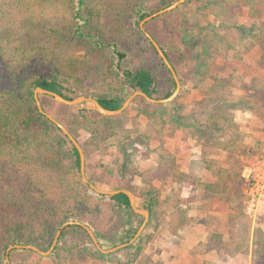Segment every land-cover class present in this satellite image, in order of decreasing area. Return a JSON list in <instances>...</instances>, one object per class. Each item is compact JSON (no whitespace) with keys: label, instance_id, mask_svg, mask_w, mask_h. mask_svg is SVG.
Wrapping results in <instances>:
<instances>
[{"label":"trees","instance_id":"trees-1","mask_svg":"<svg viewBox=\"0 0 264 264\" xmlns=\"http://www.w3.org/2000/svg\"><path fill=\"white\" fill-rule=\"evenodd\" d=\"M101 1L0 0V264H7L6 249L12 245H34L47 250L60 226L68 221L87 225L102 248L105 247L97 233L101 226L99 219L105 220L104 228H113L116 233L111 248L129 241L142 224V217L132 211L124 194L99 195L82 181L77 150L39 113L33 96L34 90L41 88L73 100L87 97L86 90L100 85L98 87L106 94L93 99L104 109L113 111L135 91L154 99H166L173 93L175 82L171 73L148 40L147 44L169 76V85H165L161 95L158 78L151 70L141 64L127 66L125 61L126 48L130 51L133 39L138 35L142 37L138 23L150 15L144 9L147 0H120L119 4L109 6L110 12H117L116 16L107 13L108 7H103ZM175 1L157 0L159 8L155 11ZM234 1L237 6H252L257 0ZM205 3L227 9L230 1L206 0ZM47 9L53 11L47 12ZM66 11L72 17L71 27H62L60 17ZM107 16V22L101 25L100 18L107 19ZM177 23L176 31L184 48L192 45L194 49V45L199 44L197 37L202 34L199 24L192 27L188 17ZM208 43L202 42L200 50L192 54L195 82L199 86H204L208 79L214 54L211 41ZM78 45L83 47L82 55H77L79 50L75 47ZM161 49L173 66L165 49ZM175 72L179 78L176 69ZM106 78L119 82L122 87L112 88L111 83H105ZM82 80L88 87H82ZM38 98L44 111L45 100L53 99L44 94H39ZM135 101H140L141 114L148 118L149 130L155 135L169 124L192 130L210 140L233 132L230 112L240 106L235 97L220 94L197 101L187 115H182L175 101L157 104L152 111L148 110L151 104L144 98L138 96L132 103ZM87 114L86 118L93 119L94 125L101 121L114 128L115 117L94 110ZM93 114L97 120L90 117ZM161 162L159 170L171 174L173 164L169 165L166 159ZM89 181L96 184L91 178ZM158 194L159 190L151 186L139 194V200L149 212L150 223L157 225L162 219L158 212L161 205ZM117 210L124 211L127 220L115 228ZM69 232L79 234L80 242L76 239V244L67 249L62 242ZM139 241L124 248L133 250L126 263L135 261L143 252ZM62 249L68 250V254H79L81 259L108 256L100 253L86 231L75 225L62 230L49 256L61 260ZM15 251L19 250L9 252L10 264H14L11 254Z\"/></svg>","mask_w":264,"mask_h":264},{"label":"rangeland","instance_id":"rangeland-1","mask_svg":"<svg viewBox=\"0 0 264 264\" xmlns=\"http://www.w3.org/2000/svg\"><path fill=\"white\" fill-rule=\"evenodd\" d=\"M205 1L184 0L176 9L154 17L143 25L145 32L165 49L174 70L178 72L181 87L173 101L182 115H187L194 108V104L207 95L206 91L210 92L212 97L220 94L233 97V88L237 85L234 69L238 66L240 53L248 51L254 42L264 38V0H257L252 6L240 5L241 7L237 6L234 0H229L227 9L207 5ZM120 2L102 0L101 4L108 7L107 13L116 16L117 12L115 10L110 12L109 6ZM157 3V0H147L144 9L152 15L159 8ZM51 11L53 10L47 9V12ZM109 16L107 19L100 18L101 25L107 22ZM186 17L190 19L192 27L199 24L202 33L197 37L199 44H195L194 49L192 45L184 48L176 31L177 22ZM60 19L62 27L73 26L69 11ZM138 28L140 29V22ZM133 40L134 46L130 51L126 48L127 66L141 64L151 70L158 78L157 87L161 95L165 91V85H169V76L165 68L147 44L148 39L143 32L142 37L138 35ZM206 41L207 44L211 41L214 54L210 59L207 82L204 86H199L195 82V61L192 54L198 52L203 45L202 42ZM75 50H79L77 55H80L83 51L82 45L76 46ZM106 82L111 83L112 88L122 87L119 82L110 81L109 78H106ZM82 83L84 85L82 87H88L83 80ZM209 84L211 87L206 86ZM98 86L100 85L86 90V96L94 98L106 94ZM131 103L124 114L122 112L114 116V128L101 121L94 125L93 119L86 118L88 111H96L92 102L68 106L47 98L45 112L76 136L84 151L85 176L88 180L91 178L96 181L97 188L105 191L123 188L133 191L132 193L139 198V194L143 192L142 188H147L149 181L160 189L159 192L168 195L161 211L162 222L157 225L148 220L137 239L144 248L141 255L135 261L126 263V259L131 258L133 251L124 250L126 247L104 254L108 256L100 259L93 256L81 259L79 254L74 252L68 254V250L64 249L61 260L19 250L11 254V261L14 264H264V196L253 201L248 197V176L253 166L244 172V168H237V164L231 161L232 170L227 175L222 173L225 181L222 199L227 204V209H221L218 214L213 215L203 212L201 207H193L194 198L200 192L203 183L199 180L196 182L193 174L187 173L179 179L178 177L171 179L170 172L163 169L157 171V167L162 158L166 159L169 165L174 162L176 170L181 173L180 169L189 158L195 172H200L203 167L218 168L219 166L213 163L209 165L204 161L203 151L200 155L190 151L191 154L188 155L183 150L185 145L187 148L192 142V133L200 137L197 139L199 143H202L201 138L205 137L192 130L176 128L169 124L162 128L159 135H155L149 130L148 118L141 114L142 110L138 107L140 101ZM150 104L148 110L152 111L157 104ZM95 116L93 114L90 117L96 119ZM178 143H182L181 151ZM260 157L256 158L254 163ZM216 185L219 187L222 182ZM169 200H172V204ZM138 204L140 208L145 207L141 200H138ZM172 211L173 216H177L176 222L172 221L173 227H180L182 223H186L187 226L178 228L170 235L164 227L169 222ZM116 213L114 227L118 228L126 223L127 216L122 210H117ZM139 216L143 219L142 215ZM138 221L139 218L136 222ZM98 222L101 226L97 233L103 241L105 247L103 249H110L116 233L113 232V228L111 230L110 227L104 228L105 220L99 219ZM79 237V234L69 232L63 238V247L68 249L74 246L76 239L80 242Z\"/></svg>","mask_w":264,"mask_h":264},{"label":"crops","instance_id":"crops-1","mask_svg":"<svg viewBox=\"0 0 264 264\" xmlns=\"http://www.w3.org/2000/svg\"><path fill=\"white\" fill-rule=\"evenodd\" d=\"M239 59L238 66L234 69L236 70L237 85L233 88V97L239 100L240 106H236L230 112L233 132L226 136L220 135L214 140L201 138L203 140L202 143L197 141L200 137L192 133V142L188 144L189 147L186 148L185 145L183 149L188 155L191 154L190 151L199 155L203 151L204 161L209 165L213 163L219 167L216 169L203 167L200 172H195L194 165L191 166V161L187 158V163L180 169L181 173H178L179 170H176L177 168H175L173 162V171L170 174L171 179L174 177H178L179 179V177L185 176L186 173L193 174L196 182L198 180L202 182V188L194 198L193 207H201L203 212L205 211L213 215L218 214L221 209H227V204L222 199L224 197L225 182L222 173L227 175L232 170L230 168L231 161L237 164V168H244L245 172L248 167L253 166L256 158L264 155V38H260L259 42H254L248 51L240 53ZM206 86L211 87L210 84ZM206 93L207 95H204L200 100L210 99V92L206 91ZM178 145L181 151L182 143H178ZM173 160L175 161L174 158ZM161 164L162 162L159 160L157 171L161 169ZM218 182H222V185H219V187L216 185ZM147 185V188H142L143 191L147 190L150 186L159 189L149 181H147ZM135 198L138 202L139 198L136 196ZM158 198L161 201L158 212L162 216L160 220L162 222L163 214L161 211L164 209L163 207L168 195L160 191ZM169 201L172 204V200ZM142 204L145 206L143 202ZM144 208L146 209V207ZM173 213L174 211L170 213L169 222L164 227V230L170 235L175 233L178 228L187 226L186 223H182L183 225H180V227L174 228L172 221L176 222L177 216H173Z\"/></svg>","mask_w":264,"mask_h":264},{"label":"water","instance_id":"water-1","mask_svg":"<svg viewBox=\"0 0 264 264\" xmlns=\"http://www.w3.org/2000/svg\"><path fill=\"white\" fill-rule=\"evenodd\" d=\"M184 2V0H176L173 4H171L170 6L163 8L159 11H157L156 13L149 15L147 17H145L141 22H140V29L141 31L145 34V36L147 37L148 41L152 44V46L154 47V49L156 50L158 56L161 58L162 62L164 63V65L166 66V68L169 70V72L171 73V76L175 82V89L173 91V93L167 97L166 99H161V100H156L153 99L151 97H148L145 93H143L142 91H135L132 93V95H130L123 103V105L118 109V110H106L103 107L100 106V104L93 98H88L85 96H81L78 97L76 99L73 100H66L63 97H61L60 95L48 91V90H44L41 88H36L34 90V101H35V105L39 111L40 114L44 115L51 123H53L60 131L61 133L67 137V139L70 141V143L74 146V148L77 150L78 154H79V160H80V175H81V179L82 181L89 186V188L91 190H93L95 193L99 194V195H107V196H114L117 194H124L129 202V206L132 209V211L136 214L142 215L143 216V221L142 224L140 225L139 229L137 230V232L135 233V235L126 243H123L121 245H118L116 247L110 248V249H103L98 241V239L96 238L94 232L84 223H81L79 221H68L63 223L60 228L58 229V231L56 232L52 243L50 244L49 248L45 251L40 250L39 248H37L34 245H12L9 246L6 249V253H5V260L7 264H10V260H9V252L11 250H26V251H32L35 252L41 256H49L52 251L54 250L58 239L61 235L62 230L67 227V226H79L81 228H83L86 233L88 234V236L90 237L92 243L94 244V246L96 247V249L102 253V254H110L113 253L119 249H122L124 247H127L129 245H132L140 236L142 230L144 229V227L146 226L148 220H149V212L147 209L144 208H140L139 204L134 196V194L128 190H124V189H117V190H113V191H105V190H101L99 188H97L95 185H93L92 183L89 182V180L86 178L85 176V165H84V161H85V156H84V151L80 145V143L77 141V139L69 132V130L67 128H65L62 124H60L55 118H53L51 115L47 114L41 105V102L38 98L39 94H44V95H48L50 97H52L55 101L64 104V105H68V106H76L80 103L83 102H92L94 105L95 110L100 113L101 115L104 116H114L117 114L122 113L127 107L128 105L133 101V99H135L136 97L140 96L142 98H144L147 102L152 103V104H163V103H169L172 102L176 96L179 93L180 90V81L179 78L173 68V66L171 65V63L168 61V58L166 57V55L164 54V52L162 51L161 47L158 45V43L148 34L145 32L143 25L150 19L163 15L167 12H170L174 9H176L180 4H182Z\"/></svg>","mask_w":264,"mask_h":264},{"label":"built area","instance_id":"built-area-1","mask_svg":"<svg viewBox=\"0 0 264 264\" xmlns=\"http://www.w3.org/2000/svg\"><path fill=\"white\" fill-rule=\"evenodd\" d=\"M248 197L256 200L264 196V155L256 160L248 176Z\"/></svg>","mask_w":264,"mask_h":264}]
</instances>
